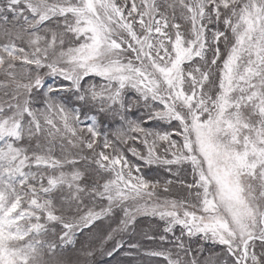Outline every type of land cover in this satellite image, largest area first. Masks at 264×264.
I'll list each match as a JSON object with an SVG mask.
<instances>
[{
  "label": "snow or ice",
  "instance_id": "1",
  "mask_svg": "<svg viewBox=\"0 0 264 264\" xmlns=\"http://www.w3.org/2000/svg\"><path fill=\"white\" fill-rule=\"evenodd\" d=\"M142 165L184 166L187 195ZM117 210L102 243L143 215L172 237L148 253L167 264H202L185 237L264 264V0H0V264H66Z\"/></svg>",
  "mask_w": 264,
  "mask_h": 264
},
{
  "label": "rangeland",
  "instance_id": "2",
  "mask_svg": "<svg viewBox=\"0 0 264 264\" xmlns=\"http://www.w3.org/2000/svg\"><path fill=\"white\" fill-rule=\"evenodd\" d=\"M178 22L183 23L182 21ZM92 81L97 84L102 83L99 78H88V82ZM73 104L74 102H70L69 106H73ZM133 112L137 115L140 114L136 109H133ZM96 114L99 120L100 131L107 134L109 139H115L113 134L117 129L122 127L119 117L112 114ZM83 119L84 117L82 116L81 120ZM145 126L149 128H157L160 131L170 130L167 124L163 122L159 125L147 124ZM142 150L144 149L142 148ZM79 151V149L66 145V151L64 154L71 156L76 155ZM86 151L87 150H85V152ZM161 151H163L162 148ZM55 154L57 156L62 155L59 145H57ZM129 159L135 160V158L131 157V154H129ZM80 167L83 168L85 165L81 164ZM69 168L70 166H66V169ZM141 172L146 179L150 180L171 179L173 181L171 192L167 194L170 198L181 199L187 195L186 188L182 187L179 183V181L190 182L191 180V176L184 170V166H173V172L178 173V175H169L163 167L157 165H142ZM122 216V212L117 210V214L114 217L96 221L92 227L86 228L83 233L78 234L74 246H67L63 250H58L57 255L60 256L66 264H85V261H87L88 264H167V261L164 258L148 254L153 250L170 249L173 254H175L176 251L174 244L171 243L172 237L170 234H167L168 241H161L159 239V236L165 235V233H163L164 222L159 221L158 218L141 215L137 218L135 232L129 230L127 233H115L113 239L104 240L103 243L101 242L111 229L117 227L119 219H121ZM175 231L176 234L179 235V228ZM147 236H155L156 239L149 240L147 239ZM118 241L123 242V247L113 251ZM185 243L193 250H202V254L198 256V259L201 260L202 264H207V261H215L217 259L220 260L221 264H223V261L225 260L230 261V258L221 245L211 241H204L199 237H193L190 240L185 237ZM130 244H138L139 248L132 249L129 247ZM82 249H91L94 255L91 257H85L81 255ZM109 251H113L112 256L107 255ZM45 259H48L47 255H45Z\"/></svg>",
  "mask_w": 264,
  "mask_h": 264
}]
</instances>
